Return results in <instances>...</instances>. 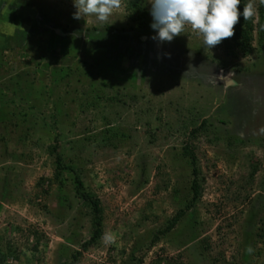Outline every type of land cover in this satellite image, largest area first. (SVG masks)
Returning <instances> with one entry per match:
<instances>
[{"label": "rangeland", "instance_id": "374dc122", "mask_svg": "<svg viewBox=\"0 0 264 264\" xmlns=\"http://www.w3.org/2000/svg\"><path fill=\"white\" fill-rule=\"evenodd\" d=\"M144 2L145 33L133 0H0V264H264L257 28L244 57ZM68 168L104 218L86 252L92 211ZM195 176L201 200L152 245Z\"/></svg>", "mask_w": 264, "mask_h": 264}, {"label": "trees", "instance_id": "16d2710c", "mask_svg": "<svg viewBox=\"0 0 264 264\" xmlns=\"http://www.w3.org/2000/svg\"><path fill=\"white\" fill-rule=\"evenodd\" d=\"M98 4L111 0H97ZM158 7L164 11H175L191 22L207 30L216 32L220 44L225 48L235 49L236 52L246 57L252 53L254 34L257 28L258 48L264 52V0H159ZM258 10L259 21H256V12ZM133 22L136 23V30L145 33L148 28V11L144 0H133L132 8ZM56 37L55 41H58ZM182 157L187 158L190 164L195 168L193 172L199 177L201 169L197 168L198 157L192 146L187 144L182 149ZM57 165L60 172L65 171L62 156H56ZM68 170L73 174V185L75 196L92 211L93 231L89 241L82 245V251L86 252L89 247L97 244L104 233V218L101 211V205L98 199L86 190L85 183L79 173L72 169ZM194 177L190 187V198H180L179 210L175 216L168 221L164 230H159L153 235L151 241L155 245L161 239L169 235L181 223V221L195 209L197 203L203 195L202 180ZM193 216V215H192ZM94 222V223H93ZM82 252H77L72 256L69 262L62 264H78ZM4 256H1L3 258Z\"/></svg>", "mask_w": 264, "mask_h": 264}, {"label": "clouds", "instance_id": "9594fccd", "mask_svg": "<svg viewBox=\"0 0 264 264\" xmlns=\"http://www.w3.org/2000/svg\"><path fill=\"white\" fill-rule=\"evenodd\" d=\"M257 12V11H256ZM256 17H258V20L255 21L256 24H258V21H259V14L256 13Z\"/></svg>", "mask_w": 264, "mask_h": 264}, {"label": "water", "instance_id": "95a60500", "mask_svg": "<svg viewBox=\"0 0 264 264\" xmlns=\"http://www.w3.org/2000/svg\"><path fill=\"white\" fill-rule=\"evenodd\" d=\"M59 33V32H58ZM234 83L232 81H230V85H233Z\"/></svg>", "mask_w": 264, "mask_h": 264}, {"label": "bare ground", "instance_id": "6f19581e", "mask_svg": "<svg viewBox=\"0 0 264 264\" xmlns=\"http://www.w3.org/2000/svg\"><path fill=\"white\" fill-rule=\"evenodd\" d=\"M227 85H230V82H228Z\"/></svg>", "mask_w": 264, "mask_h": 264}, {"label": "flooded vegetation", "instance_id": "af4514ba", "mask_svg": "<svg viewBox=\"0 0 264 264\" xmlns=\"http://www.w3.org/2000/svg\"><path fill=\"white\" fill-rule=\"evenodd\" d=\"M158 48H156V50H157Z\"/></svg>", "mask_w": 264, "mask_h": 264}]
</instances>
